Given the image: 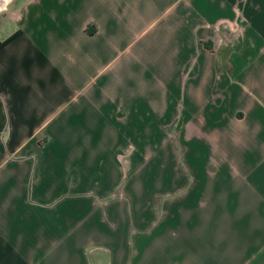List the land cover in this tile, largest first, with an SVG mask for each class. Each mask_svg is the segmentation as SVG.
Instances as JSON below:
<instances>
[{
  "label": "crops",
  "instance_id": "crops-1",
  "mask_svg": "<svg viewBox=\"0 0 264 264\" xmlns=\"http://www.w3.org/2000/svg\"><path fill=\"white\" fill-rule=\"evenodd\" d=\"M8 19L0 264H264V0Z\"/></svg>",
  "mask_w": 264,
  "mask_h": 264
},
{
  "label": "rangeland",
  "instance_id": "rangeland-1",
  "mask_svg": "<svg viewBox=\"0 0 264 264\" xmlns=\"http://www.w3.org/2000/svg\"><path fill=\"white\" fill-rule=\"evenodd\" d=\"M18 0H7L6 3L0 8V33L7 34L13 29L12 22L8 19L9 13L12 12L13 7ZM136 249L141 250L140 245L136 244ZM148 264H164L160 251L151 252V259Z\"/></svg>",
  "mask_w": 264,
  "mask_h": 264
},
{
  "label": "bare ground",
  "instance_id": "bare-ground-1",
  "mask_svg": "<svg viewBox=\"0 0 264 264\" xmlns=\"http://www.w3.org/2000/svg\"><path fill=\"white\" fill-rule=\"evenodd\" d=\"M7 0H0V8L6 3Z\"/></svg>",
  "mask_w": 264,
  "mask_h": 264
}]
</instances>
